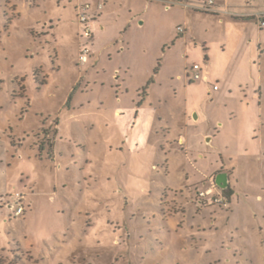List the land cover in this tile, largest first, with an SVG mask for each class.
Here are the masks:
<instances>
[{"label":"rangeland","instance_id":"374dc122","mask_svg":"<svg viewBox=\"0 0 264 264\" xmlns=\"http://www.w3.org/2000/svg\"><path fill=\"white\" fill-rule=\"evenodd\" d=\"M179 2L0 0V264H264V26Z\"/></svg>","mask_w":264,"mask_h":264},{"label":"crops","instance_id":"0c3cea01","mask_svg":"<svg viewBox=\"0 0 264 264\" xmlns=\"http://www.w3.org/2000/svg\"><path fill=\"white\" fill-rule=\"evenodd\" d=\"M181 1L182 2H179V4L184 6V2H186L187 5H190L187 8H191V10L198 11V10H195L193 8V7H195L194 5L197 4L198 0H195L196 2H194V3L191 0H181ZM256 1L257 0H220V1H218L217 5L215 7V12L214 13H205V14H210L212 16H229L232 19L254 21L256 23L255 30L250 27L249 31L245 32V36L241 37L242 39L240 41H242L241 42V46H242V45H244L243 43H246L245 39H246V37H248V35H253V34L255 35L257 32L261 33L263 31L261 26L259 25V21H263L264 22V5L262 4V2L260 0H258V1H260V4L258 3V1L257 2ZM102 7H103V5H98L97 6V10L99 9V11H100L102 9ZM218 22L220 24H222V25L225 23V21H224V19L222 17H219ZM93 23H94V21L92 20L91 25ZM92 40H93V38H91L89 41L92 42ZM228 42H229V40L225 37V39L222 40L221 45L223 47H225V44L228 43ZM257 44H258V47H262L264 45V42H262L260 40H257ZM203 45L205 46V44H203ZM204 46H203V50H204V52H206L207 49H205ZM259 50H260V48H259ZM90 57H92V56H90ZM204 60H205V62L209 61L207 57H205ZM88 63H89V59H88L86 65ZM186 71L187 70H185V72ZM210 75H211V73H210L209 70L208 71H203L201 80L202 81H208ZM186 80H188V74L187 73H186ZM188 83H194V82H189V80H188ZM213 87H212V91L213 92H218L219 91V89L213 90ZM258 92L260 94V89L258 90ZM260 96H261V94L259 95V97H257L255 95L254 99H257L258 101H260ZM140 105H142V104H140ZM114 114L119 116L120 115V111L115 109L114 110ZM196 120H197V118H196ZM164 128H166L168 130L170 128V126L166 124V126ZM168 135H170V134H168ZM176 137H177V143L181 147H183L185 150H187L188 147L185 145L186 140L183 137H181V135H178ZM210 140H211V138H206L205 141L208 143V142H210Z\"/></svg>","mask_w":264,"mask_h":264},{"label":"built area","instance_id":"2783aa9c","mask_svg":"<svg viewBox=\"0 0 264 264\" xmlns=\"http://www.w3.org/2000/svg\"><path fill=\"white\" fill-rule=\"evenodd\" d=\"M220 0H198L197 5L193 7L195 10H198L200 12L204 13H214L215 12V7ZM262 4L264 5V0H260ZM186 8L188 6H185ZM100 8V7H99ZM89 5L84 4L80 7V11L78 13V22L80 25V30L81 33L79 35L80 40H83V44H80L79 47V54H78V60L80 64H85L88 61V58L91 56V50L87 44L89 40L92 38L91 35V17L88 16L89 12ZM259 25L262 27L264 26L263 21H259ZM178 32L181 34L183 33L182 27L178 28ZM186 73L188 74V80L190 82H197L202 79V68L198 65H193L189 71L187 70ZM190 74V76H189ZM217 87L214 86L213 90H216ZM17 205L15 206L14 209V216L19 217L23 215V207L19 204V201L21 200V196L17 194Z\"/></svg>","mask_w":264,"mask_h":264},{"label":"trees","instance_id":"16d2710c","mask_svg":"<svg viewBox=\"0 0 264 264\" xmlns=\"http://www.w3.org/2000/svg\"><path fill=\"white\" fill-rule=\"evenodd\" d=\"M44 133H45V135H47V132H46V131H45ZM48 148H49V151H47V154H48V156H49V154H50V155L52 154V148H53V145L50 144V146H49ZM44 152H45V147H44L43 144H40V145L37 147V158H38L39 160L41 159V157H42V155H43ZM48 152H49V153H48ZM222 193H223V195L225 196V198H226L227 200H229V199H230V196L232 195V193H231V191H230L229 189H226V190L222 191Z\"/></svg>","mask_w":264,"mask_h":264},{"label":"water","instance_id":"95a60500","mask_svg":"<svg viewBox=\"0 0 264 264\" xmlns=\"http://www.w3.org/2000/svg\"><path fill=\"white\" fill-rule=\"evenodd\" d=\"M215 184L218 188H220L222 191L226 190L228 188V177L226 174H218L215 177Z\"/></svg>","mask_w":264,"mask_h":264}]
</instances>
